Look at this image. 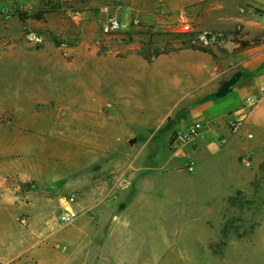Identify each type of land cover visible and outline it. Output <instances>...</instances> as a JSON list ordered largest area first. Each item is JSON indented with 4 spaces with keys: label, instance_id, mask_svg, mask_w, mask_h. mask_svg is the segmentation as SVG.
Returning <instances> with one entry per match:
<instances>
[{
    "label": "rangeland",
    "instance_id": "obj_1",
    "mask_svg": "<svg viewBox=\"0 0 264 264\" xmlns=\"http://www.w3.org/2000/svg\"><path fill=\"white\" fill-rule=\"evenodd\" d=\"M229 3L38 0L28 10L0 0V183L15 203L73 196L131 219L119 227L122 251L105 250L103 264H264V158L216 153L192 172L173 168L176 112L155 111L168 102L177 55L231 43L194 40L224 32ZM110 17L121 28L104 34ZM105 126L125 137L104 142ZM74 157L86 158L82 168Z\"/></svg>",
    "mask_w": 264,
    "mask_h": 264
},
{
    "label": "crops",
    "instance_id": "obj_2",
    "mask_svg": "<svg viewBox=\"0 0 264 264\" xmlns=\"http://www.w3.org/2000/svg\"><path fill=\"white\" fill-rule=\"evenodd\" d=\"M229 6L231 13L219 14V30L240 27L243 39L248 40L264 31V0H230ZM161 11L164 9H157ZM233 48L232 43L225 44L224 54L215 50L212 54L184 50L177 55L181 58L177 70L178 65L174 64L166 68L174 69V81L168 85L166 107H155V111L176 112L173 135L195 122L203 125L193 144L171 157L173 168L180 169L193 155L195 166L201 162L200 157L212 158L216 153L222 156L228 153L235 162L244 156H252V160L264 158V97L255 106L244 103L245 98L258 96L259 87L264 85V47L237 53H232ZM176 78L185 81L182 83ZM220 90L223 94L215 97ZM153 96L152 102H155L160 92ZM103 135L104 142H119L125 137L123 127L113 126H105ZM73 160V169L82 168L80 165L86 158L74 157L69 162ZM31 165L26 161L21 167L37 168ZM9 192V186L0 183V264H103L107 260L105 250H112L114 255L119 249L122 251V244L118 242L122 237L119 227L132 223L123 214L111 215L109 208L104 213L106 206L101 212L98 209L101 203L92 200L79 205L58 198L44 199L36 206L18 205ZM64 208L78 213L70 225L58 222V213ZM86 210H94L95 218L87 216ZM22 215L28 217L25 216L26 228L17 222ZM8 218L12 220L10 230H7Z\"/></svg>",
    "mask_w": 264,
    "mask_h": 264
},
{
    "label": "built area",
    "instance_id": "obj_3",
    "mask_svg": "<svg viewBox=\"0 0 264 264\" xmlns=\"http://www.w3.org/2000/svg\"><path fill=\"white\" fill-rule=\"evenodd\" d=\"M17 6L28 8V10H31L32 6L36 4L38 0H14ZM121 28L120 22L115 18H107L105 22L102 25V32L104 34H110L113 32L118 31ZM223 34L222 33H201L197 37H195V41H199L203 44H214L222 42L223 40ZM28 39L31 41L40 42V38L37 37L35 34L31 33L28 35ZM264 97V85L260 86L258 89V96L253 97L249 96L245 98L244 103L245 105L251 107L255 106L262 98ZM233 129L236 128L234 124L231 125ZM203 129V125L201 122H195L192 125H190L185 131L183 132H176L172 136L171 141V147L175 151H180L184 149L186 146L192 145L193 142L197 139L200 132ZM251 137V136H248ZM223 142V141H222ZM244 164L248 165V162L243 161ZM185 168L188 172H192L194 169V162L190 159L187 160L185 163ZM67 203H74V197L71 196L68 199H66ZM78 217V213L73 211L69 208H64L58 213V222L60 225H70L76 218ZM20 223L23 226L28 225L27 218L23 217L20 219Z\"/></svg>",
    "mask_w": 264,
    "mask_h": 264
},
{
    "label": "trees",
    "instance_id": "obj_4",
    "mask_svg": "<svg viewBox=\"0 0 264 264\" xmlns=\"http://www.w3.org/2000/svg\"><path fill=\"white\" fill-rule=\"evenodd\" d=\"M223 41L229 40L230 42L233 44L234 48L232 50V53H237V52H241L247 49H251L254 47H258V46H263L264 47V31L252 38V39H243V33H241V29L240 27H236L234 30L232 31H224L223 33ZM188 48V46H186ZM193 49H196L195 47H190ZM200 50V49H197ZM201 51H205L203 49H201ZM206 52V51H205ZM221 53H225V51L223 49L220 50ZM148 61V58L145 59ZM223 90H220L215 97L220 96L221 94H223ZM172 138L170 139V144H171Z\"/></svg>",
    "mask_w": 264,
    "mask_h": 264
}]
</instances>
